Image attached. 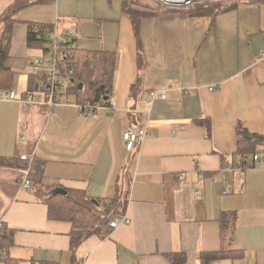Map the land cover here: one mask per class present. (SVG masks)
<instances>
[{
  "label": "crops",
  "instance_id": "0c3cea01",
  "mask_svg": "<svg viewBox=\"0 0 264 264\" xmlns=\"http://www.w3.org/2000/svg\"><path fill=\"white\" fill-rule=\"evenodd\" d=\"M18 1L28 4L13 17L15 75L32 69L40 49L43 56L26 42L28 23L73 35L79 51L113 55L116 64L108 101L93 110L65 90L50 114L0 100L8 256L18 264H171L167 256L176 255L202 264V254L226 248L239 255L209 264H264L263 147L250 170L229 166L239 128L264 137V4L226 0L233 7L216 14L162 13L141 19L136 31L122 0H0V17ZM15 25L24 34L21 57L12 52ZM21 58L25 66L16 64ZM24 72L22 88L14 86L26 93L31 83L34 92L30 75L40 78ZM165 88V100L149 102V93ZM141 127L143 142L123 140ZM21 155L41 164L31 192L19 188ZM55 188L95 202L122 196L129 223L72 250L71 222L50 216L43 201ZM222 213L236 214L231 244Z\"/></svg>",
  "mask_w": 264,
  "mask_h": 264
},
{
  "label": "trees",
  "instance_id": "16d2710c",
  "mask_svg": "<svg viewBox=\"0 0 264 264\" xmlns=\"http://www.w3.org/2000/svg\"><path fill=\"white\" fill-rule=\"evenodd\" d=\"M40 1V0H39ZM43 1V0H42ZM228 1V0H227ZM227 1H220L217 3L204 2L198 6H192L186 9L181 10H164L160 11L158 9H151V11L139 12L138 10L128 9L127 0H122L123 11L129 16L134 24V29L137 31L138 24L141 19L146 17H151L154 15H159L162 13H189L190 15H199V14H213L219 13L225 10H228L233 7L232 4L227 5ZM252 1L258 4H264V0H247ZM230 2V0H229ZM28 4L27 1H18L14 6L5 11V14L0 17V28L3 27V31L0 33V92H7L10 90L13 83V72L10 67V43H11V29L15 20L13 19L16 12ZM136 5V3L132 4ZM27 35L26 42L28 46L39 45L42 48L43 55H45L44 44L47 38L53 31L52 26L39 25L34 23L27 24ZM74 40L73 43H75ZM48 50V49H47ZM62 54L65 55V58L61 60L63 68L65 71L70 68L72 69V74L66 72V78L69 80L68 86L74 88V95L78 103H81L82 107L85 109H92L98 105H103L107 101L104 98L110 95L112 90L113 82V71L116 64V57L113 55L105 54H90L87 52L79 51L75 45L73 50L65 47L62 49ZM34 74V73H33ZM35 75H30L32 81L35 82L34 90H37L38 84L41 79H36ZM40 78V77H39ZM37 82V83H36ZM82 85V91L78 88L79 85ZM30 83V90H31ZM207 128L209 129V122L206 123ZM262 146L264 151V137L258 135L249 134L244 129L239 128L237 130V141H236V152L231 157L230 167L238 169H243L244 171L250 170L253 167V158L258 156L260 151L258 148ZM21 166L24 167L26 162L20 161ZM248 165V169H246ZM41 164L36 162L35 159H32L31 163V172L30 180L33 186L34 182L39 180V173ZM229 190V189H227ZM62 197V196H61ZM76 197L80 199V202L76 200ZM58 198V197H57ZM57 198L54 197H45L43 199L44 203L48 205L50 216L54 215L58 218H65L73 227V233L71 235V249L74 250L79 243L94 233L107 235L109 232L107 226L110 220L113 218H118L124 213L125 208V199L123 198L122 202H117V198L110 200L108 202L102 201H91L85 195H82L78 192L67 193L66 196H63L61 201L58 202ZM77 203L78 204L77 206ZM104 210V211H103ZM52 214V215H51ZM103 216L102 226L99 229L92 228L93 223H90L93 219H97ZM235 213H222L218 220L220 225L221 233L230 231V237L227 239L225 244H231L233 241L234 231H235ZM12 234L9 232L5 226L0 225V264H18L17 261L11 259L8 256L7 250L11 244ZM239 255L236 251H231L230 249L222 248L218 252H211L207 254H202V264H209V262L218 260V259H229L235 258ZM174 258L176 260H174ZM167 259L171 264H182L183 259L178 256H167ZM43 264V263H41ZM44 264H56V263H44Z\"/></svg>",
  "mask_w": 264,
  "mask_h": 264
},
{
  "label": "built area",
  "instance_id": "2783aa9c",
  "mask_svg": "<svg viewBox=\"0 0 264 264\" xmlns=\"http://www.w3.org/2000/svg\"><path fill=\"white\" fill-rule=\"evenodd\" d=\"M159 4L170 8V9H186L198 2L210 1V0H154ZM75 36L68 33H60L55 27L50 36L47 38L44 44L43 57L39 60H35L31 63L33 68V73L40 77V83L35 92H26L22 94H17L14 91H8L7 93L0 94V100L13 101L18 103L20 106L30 109L36 106L45 107L48 114L51 113L53 108H55L61 102L62 98V83L66 77V72L72 74V69L68 68L66 71L63 68L61 60L65 58L62 54V49L68 47L73 50L75 48ZM48 49V50H47ZM47 57V59H45ZM264 57V52L261 54ZM209 90H212L210 88ZM169 88L158 90L156 92L149 93V102L153 103L155 100H165L167 98V93ZM26 128V127H24ZM147 134L146 129L136 128L132 130L125 131L123 133V140L127 144L141 143L145 140ZM32 157L21 155L19 157L20 161L26 162L24 167H20L17 172L20 174L19 188L22 190L30 191L32 190V183L30 180L31 163ZM253 162L258 160V156H254ZM238 169V168H236ZM248 169V165L246 167ZM242 173L245 172L243 169H238ZM231 190H224V194L230 193ZM129 218L126 214L121 215L118 218H113L109 221L107 230L108 232L117 229L123 224H128Z\"/></svg>",
  "mask_w": 264,
  "mask_h": 264
},
{
  "label": "rangeland",
  "instance_id": "374dc122",
  "mask_svg": "<svg viewBox=\"0 0 264 264\" xmlns=\"http://www.w3.org/2000/svg\"><path fill=\"white\" fill-rule=\"evenodd\" d=\"M220 1H224V0H210V1H206V2H212V3H217V2H220ZM237 1H239V0H232V2L233 3H235V2H237ZM127 7H128V9L130 8V9H132V10H138L139 12H145V11H151V9H158V10H160V11H164V10H176V9H170V8H167V7H165V6H163V5H161V4H159L158 2H156V1H154V0H127ZM205 2V1H204ZM204 2H198V3H195L194 5H192V6H198V5H200V4H202V3H204ZM135 4L136 3V5H132V4ZM192 6H190L191 8H192ZM20 27H18L17 25H15V27H14V31H13V47H12V52H13V55L15 56V57H21V54H22V52H24V38H23V35L24 34H22V29H19ZM0 30H2L3 31V27L0 29ZM39 46V45H38ZM33 48V49H32ZM30 50L32 51V50H34V52L35 53H32V54H36L37 52H36V49H34V48H37V49H39L38 47H32ZM28 50V49H27ZM26 50V51H27ZM39 52V54H40V58H42L43 56H42V53H41V49H40V51H38ZM42 56V57H41ZM25 58V57H24ZM24 58H21V59H19L17 62H16V64H18V65H21L22 63H23V61H24V64H23V66H25V60H24ZM45 59H47V57H45ZM17 65V66H18ZM25 68V69H24ZM23 68V70H21L20 68H16V70H21V72H19L18 74H14V76H13V89L16 91V93L17 94H21L22 93V90H17V88L16 87H18V85H21L20 87L22 88V84H24V80H26V77H25V79H24V76H22V74H24L25 75V72L24 71H26V72H28V71H33V68L32 67H30V68H32V69H29L28 68V66H25ZM23 71V72H22ZM30 73V72H29ZM67 81H66V79L63 81V83H62V91H64L65 90V95H74V88H71V87H69L68 85H67V83H66ZM15 83H16V87L14 86L15 85ZM18 83V84H17ZM10 91V90H9ZM36 91V90H35ZM34 91V92H35ZM80 91H82V90H80ZM28 92H33V91H28ZM48 197V196H47ZM45 199V198H44ZM76 200L78 201V202H80V199L79 198H77L76 197ZM117 202L119 203V202H122L123 201V198H122V196H119L117 199ZM78 204H80V203H77V206H78ZM104 211V210H103ZM102 219H103V216L102 215H100V217L99 218H97V219H93L90 223H93V225H92V228H97V229H99L100 228V226H102L101 224H102Z\"/></svg>",
  "mask_w": 264,
  "mask_h": 264
},
{
  "label": "water",
  "instance_id": "95a60500",
  "mask_svg": "<svg viewBox=\"0 0 264 264\" xmlns=\"http://www.w3.org/2000/svg\"><path fill=\"white\" fill-rule=\"evenodd\" d=\"M79 88H80V89L82 88V85H81V84L79 85ZM106 99H108V98H107V97L104 98V100H106ZM56 195L66 196L67 193H66L64 190L60 189V188H55V189L51 190V191L49 192V194H48L49 197H54V196H56Z\"/></svg>",
  "mask_w": 264,
  "mask_h": 264
}]
</instances>
